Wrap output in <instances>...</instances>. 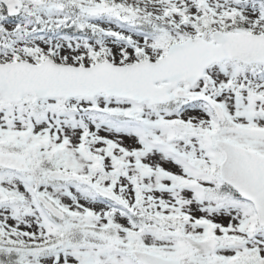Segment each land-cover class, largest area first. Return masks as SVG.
<instances>
[{
    "label": "snow or ice",
    "instance_id": "snow-or-ice-1",
    "mask_svg": "<svg viewBox=\"0 0 264 264\" xmlns=\"http://www.w3.org/2000/svg\"><path fill=\"white\" fill-rule=\"evenodd\" d=\"M0 264H264V0H0Z\"/></svg>",
    "mask_w": 264,
    "mask_h": 264
}]
</instances>
